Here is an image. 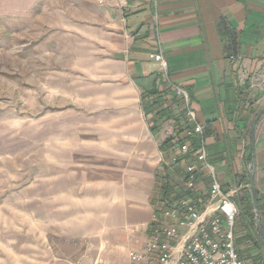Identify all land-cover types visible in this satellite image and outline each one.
<instances>
[{
  "label": "crops",
  "instance_id": "obj_1",
  "mask_svg": "<svg viewBox=\"0 0 264 264\" xmlns=\"http://www.w3.org/2000/svg\"><path fill=\"white\" fill-rule=\"evenodd\" d=\"M55 1L84 10L78 33L101 44L113 68L109 84L130 89L124 105H134L126 118L135 125L118 140V158L109 166L116 171L96 188L99 193L86 228V240L100 252L98 262L126 264L128 253L145 243L144 225L152 223L157 208L178 199L174 192L166 198L165 188L185 189L184 163L195 159L181 155L175 140L170 142L186 126L183 101L168 79L189 93L224 191L237 190L234 200L243 196L246 205L249 195L253 198L247 180L250 184L254 167L264 230V115L254 138L252 133L256 110L264 105L255 84L264 83V0ZM158 51L169 64L167 80L161 66L150 59ZM209 185L207 175L199 174V199H208ZM245 213L236 221V246L240 258L261 262L253 258L264 244L257 216L254 221L252 213Z\"/></svg>",
  "mask_w": 264,
  "mask_h": 264
},
{
  "label": "rangeland",
  "instance_id": "obj_2",
  "mask_svg": "<svg viewBox=\"0 0 264 264\" xmlns=\"http://www.w3.org/2000/svg\"><path fill=\"white\" fill-rule=\"evenodd\" d=\"M83 12L68 1L0 0V264H101L86 228L134 105H124L130 89L109 84L101 44L78 33ZM234 201L252 213L243 196ZM262 247L261 262L243 264H264Z\"/></svg>",
  "mask_w": 264,
  "mask_h": 264
},
{
  "label": "built area",
  "instance_id": "obj_3",
  "mask_svg": "<svg viewBox=\"0 0 264 264\" xmlns=\"http://www.w3.org/2000/svg\"><path fill=\"white\" fill-rule=\"evenodd\" d=\"M150 59L161 66L167 80L169 64L163 53H152ZM167 82L183 101L185 111L186 127L179 137H171L181 155L193 157L195 162L185 164L183 197L157 208L152 223L144 225L148 234L145 243L129 252L128 264H243L235 236L239 208L233 194L224 191L209 160L205 130L192 109L189 93L169 79ZM193 140L199 142L198 149H194ZM201 173L210 181L207 200L196 196Z\"/></svg>",
  "mask_w": 264,
  "mask_h": 264
},
{
  "label": "water",
  "instance_id": "obj_4",
  "mask_svg": "<svg viewBox=\"0 0 264 264\" xmlns=\"http://www.w3.org/2000/svg\"><path fill=\"white\" fill-rule=\"evenodd\" d=\"M263 115H264V109L261 110V112L257 115V118L255 119V123H254L253 129H252L253 138L255 136L256 124ZM254 145H255V141L253 140V146ZM254 175H255L254 167H251L250 172H249V177H250V187H251V191L253 194L254 207H255L256 216H257V218H256L257 219V229H258L260 235L264 239V230H263L262 224H261V218H260V212H259V200H258V195H257L256 187H255Z\"/></svg>",
  "mask_w": 264,
  "mask_h": 264
},
{
  "label": "trees",
  "instance_id": "obj_5",
  "mask_svg": "<svg viewBox=\"0 0 264 264\" xmlns=\"http://www.w3.org/2000/svg\"><path fill=\"white\" fill-rule=\"evenodd\" d=\"M174 140H175V138H170V142H172V144H173V142H174ZM175 145H176V143H175ZM200 145H199V143L196 141V142H194L193 143V147H194V149H198V147H199ZM189 159L190 158H193V157H188ZM195 159V158H194ZM187 162H185L184 163V166H185V164H186ZM165 188V187H164ZM174 192V188H172V187H167V188H165V197L166 198H169V197H171L172 196V193ZM183 194V193H182ZM249 203L251 204V207H252V210L254 211V205H253V201H252V199L250 198L249 199ZM252 211V218L254 219V221H255V214H254V212Z\"/></svg>",
  "mask_w": 264,
  "mask_h": 264
}]
</instances>
